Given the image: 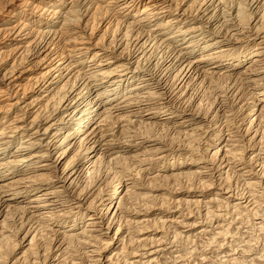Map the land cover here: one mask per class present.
<instances>
[{
  "label": "bare ground",
  "instance_id": "bare-ground-1",
  "mask_svg": "<svg viewBox=\"0 0 264 264\" xmlns=\"http://www.w3.org/2000/svg\"><path fill=\"white\" fill-rule=\"evenodd\" d=\"M263 194L264 0H0V264H262Z\"/></svg>",
  "mask_w": 264,
  "mask_h": 264
},
{
  "label": "rangeland",
  "instance_id": "rangeland-1",
  "mask_svg": "<svg viewBox=\"0 0 264 264\" xmlns=\"http://www.w3.org/2000/svg\"><path fill=\"white\" fill-rule=\"evenodd\" d=\"M185 62V60H183V63ZM207 82H205V84L204 83H198V84H196L195 86H194V88H193V91L192 92H194V94H193V96H192V98H193V102H192V104H191V106L193 107V108H196L197 106L198 107H201V105H202V109L201 110H203L204 109V112L203 113H207L206 111H209V109L213 106V107H215V110H214V112L216 111V109L219 107V105H220V107H219V110H225V111H228V112H230V111H232V109H233V98H229L226 102H222L221 103V99L219 98V99H217V97H218V95L219 96H221V95H223V93H220V91H223V90H225L226 89V87L227 86H229V83L227 82V81H224V80H221V81H219L217 84L216 83H211V82H208L207 84H206ZM225 83V84H224ZM228 83V84H227ZM197 89V90H196ZM198 91V92H197ZM244 92H246L247 93V90H245ZM199 93V94H198ZM216 97V98H215ZM195 98V99H194ZM198 98V99H197ZM203 99V100H202ZM214 99V100H213ZM216 99H217V102H215L216 101ZM203 102H202V101ZM201 102V104H200V102ZM197 102L199 103V104H197ZM210 102V103H209ZM210 104H212V105H210ZM215 106H214V105ZM197 105V106H196ZM211 107H210V106ZM196 106V107H195ZM197 107V108H198ZM203 107H205V108H203ZM144 108H145V106H144ZM208 110H207V109ZM186 109H189L188 108V106H186ZM235 110L236 109H234L233 110V112H235ZM248 111H249V109H248ZM247 113V112H246ZM240 115V114H239ZM56 157V155L54 156V158ZM173 182V183H172ZM161 184H163V182L161 183ZM173 184L175 185V184H178V182H174V181H171L169 184H168V188H170L171 186H173ZM176 186V185H175ZM241 186H239V189H242V188H240ZM262 190H260V192H257V194L258 193H263V192H261ZM159 194L161 193V192H158ZM263 196H264V194H263ZM263 199V201H264V198H262ZM264 203V202H263ZM191 208V210H193L194 209V207L192 206V207H190ZM206 209V207H201V211H203L204 209ZM264 208V207H263ZM244 225V226H243ZM243 225H238L241 229L239 230L240 231V233H239V231H237L235 228H233V233H238V234H236L234 237L236 238V241H239L240 243H241V241L240 240H244V241H248L249 243H250V249H252L251 250V252H248V255L249 256H251L252 258H254V257H256L255 259H257L258 261L257 262H263L262 264H264V229H261V228H259V226L257 225V226H253V224L252 223H249V225H248V223H246V225L245 224H243ZM253 226V227H252ZM250 227H252V228H250ZM258 227V228H257ZM244 228V230H242ZM261 229V230H260ZM259 230H260V232H259ZM237 231V232H236ZM192 234H194V233H192ZM262 234V235H261ZM242 235V236H241ZM247 236V237H246ZM198 237V236H197ZM204 237V236H203ZM243 237H245V238H243ZM201 238V239H200ZM242 238V239H241ZM193 238H191V240H192ZM198 239V240H197ZM204 239H205V237H204ZM204 239H202V237H198V238H194L192 241H190V240H188V242L186 241V239H181V240H178V242H175V244L174 245H177V247H178V249L181 251V249H182V251L181 252H183V253H185V256L187 257V259H189L188 261H185L184 263L185 264H196L197 262H198V260L197 259H199L200 257H198L201 253H203V252H205L206 251V253H207V256H211L212 255V257L213 256H215L214 254L216 253V255H218V256H215V259H216V257H217V259L218 258H220L221 256H225L226 254H225V252L223 253V252H212L211 250H210V247L209 246H207V244L209 243V240H204ZM255 239V240H254ZM197 240V241H196ZM172 241V240H171ZM171 241H169V240H167V243H169V242H171ZM196 241V242H195ZM205 242V243H203V242ZM206 241H207V243H206ZM251 241V242H250ZM185 243H190L189 245L188 244H185ZM256 243V244H255ZM180 246H179V245ZM201 246H200V245ZM206 244V245H205ZM242 244V243H241ZM169 245V244H168ZM209 245V244H208ZM256 245V246H255ZM205 246V247H204ZM177 247H174L173 249V251H176L177 250ZM195 249H194V248ZM192 250H195V254L193 255V257H190L191 255L189 254V256H188V254H187V252H189V251H191V249ZM196 249H197V251H196ZM208 249V250H207ZM209 250H210V252H209ZM185 251V252H184ZM187 251V252H186ZM224 251H226V250H224ZM200 252V253H199ZM220 253V254H219ZM222 253V254H221ZM252 253V254H251ZM231 254V253H230ZM254 254V255H253ZM257 254V255H256ZM256 255V256H255ZM259 256V257H258ZM262 256V257H261ZM260 258V259H259ZM191 260V261H190ZM261 260V261H260ZM178 260L177 261H175V263L176 264H181L182 262H178ZM188 262V263H187ZM174 263V264H175ZM256 262H254V264H255ZM256 264H258V263H256ZM259 264H261V263H259Z\"/></svg>",
  "mask_w": 264,
  "mask_h": 264
}]
</instances>
